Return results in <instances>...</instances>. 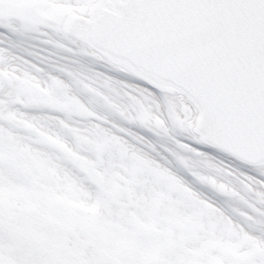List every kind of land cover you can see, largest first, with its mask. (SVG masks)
Returning <instances> with one entry per match:
<instances>
[{
    "label": "snow or ice",
    "instance_id": "obj_1",
    "mask_svg": "<svg viewBox=\"0 0 264 264\" xmlns=\"http://www.w3.org/2000/svg\"><path fill=\"white\" fill-rule=\"evenodd\" d=\"M57 9L80 17L76 35L92 47L94 57L110 58L112 67L90 69L87 83L64 67L56 70L97 97L122 123L90 110L59 76H50L43 88L18 63L37 73L43 68L0 48V264H264V209L256 208L264 203V0H0V44L18 29L37 25L41 13ZM68 19L62 18L61 30ZM112 84L130 90L125 95L136 102L135 112L115 102ZM172 89L185 97L198 131L172 136L171 142L203 160L228 157L223 173L237 177L241 191L193 171L173 149L164 151L196 182L250 210L234 209L240 222L163 167L160 160L170 164L168 156L142 134L167 132L174 119ZM160 100L167 101V120L151 110ZM51 113L97 123L81 129L74 126L77 121ZM176 115L183 121L187 112L176 110ZM145 147L159 160L150 158ZM85 181L95 185L94 196ZM68 190L96 214L53 203ZM106 207L113 208L111 219L104 216ZM210 221L237 233L238 255L194 254L209 239L205 230ZM151 225L164 235L146 231ZM181 226L183 245L176 232ZM170 231L174 245L167 237ZM118 241H125L128 250L116 254ZM155 249L161 251L152 258Z\"/></svg>",
    "mask_w": 264,
    "mask_h": 264
},
{
    "label": "bare ground",
    "instance_id": "obj_2",
    "mask_svg": "<svg viewBox=\"0 0 264 264\" xmlns=\"http://www.w3.org/2000/svg\"><path fill=\"white\" fill-rule=\"evenodd\" d=\"M41 33H46V35H41ZM72 43L65 42L56 37L54 33L45 29L38 30L35 28H29L26 32L19 31L16 35H14L11 40L5 41L3 44H0V48H8L10 51L15 52L17 56H23L25 59L32 60L33 64H38L39 67L43 68L44 71L41 73H37L31 66L25 65L23 63H18V67L21 69L23 73H31L34 76H37L40 80L41 86L46 88L47 85L51 82L50 76L55 77L59 76L62 80L72 85L74 92L79 96L80 100L85 103L86 106L89 107L90 110L107 117L112 120L115 119L117 123H122L118 117H114L113 113L100 106L97 102V97L91 95L90 93L84 91L80 88L76 83H74L67 75L57 71V67H64L67 71L72 72L74 74H78L80 80L85 83L90 81L93 73L90 69H96L98 71H106L111 68L110 65L103 57H98L104 61L103 67L96 66L92 61H88L85 58H90L93 54V50L88 46L80 43L74 37H71ZM59 43L65 45L66 48H59L55 45ZM70 49L71 51H68ZM79 51L87 52L88 57L79 56ZM30 53L37 54L38 57H46L43 62L40 61L39 58H34ZM49 53H54L55 55H49ZM61 57H68L67 60L60 59ZM56 61L57 64L52 66L51 62ZM70 61H77L76 63H71ZM100 64V65H101ZM123 79V77H118ZM94 87H100V84L94 85ZM110 95H112L113 99L116 103L120 104L124 109L128 112H135L137 110V104L132 99L128 98L125 93L130 91L129 89L122 88L119 84L110 85ZM101 91H106L105 88L101 87ZM136 95L135 93L133 94ZM172 105L174 106L173 111V121L169 123L167 132L158 131L157 135H151L148 133H142L144 135H149V139H151L157 145V151L163 153L165 156H168V159L171 161L170 164H166L163 160H160V164L163 167L171 168L173 172H175L178 176L183 177V179L188 183V186L193 188L196 192L201 194L202 199H208L211 202H214L217 207L222 208L226 215L231 216L233 220L240 222V217L236 215L234 209L249 212L250 210L246 209L244 205L235 199H226L223 196L217 195L216 192L212 190L210 186L202 185L201 183L196 182L192 176L188 175L187 171L178 168L176 165V157L168 155L167 152L164 151V148L173 149L179 158L186 159L189 167L197 172L203 174L205 177L215 176L218 180L223 179L224 183H230L236 187L238 191H241L240 185L237 182V177L235 176H226L223 173V168L225 165L229 163V158L224 156L223 154L217 156L215 160H203L199 157L192 156L190 153L181 152L179 149L175 147V145L171 142L170 137L175 136L176 138H180L181 136H177L174 134L175 125H177L176 121V110L181 111L180 104L183 102L182 97L177 93L173 92V95L169 97ZM182 100V101H181ZM167 101L160 100L159 107L156 104H151L152 112H156L158 115L163 114L164 119H168V114L165 110ZM183 104V103H182ZM23 111H32L30 109H20ZM35 115H39L40 113L33 112ZM50 115H61L59 113H51ZM179 117V116H178ZM62 119L71 121H77L74 126L81 129H88L92 124L97 123V121H93L87 118H82L75 114L68 115L62 114ZM108 127V125H105ZM123 127H131L129 124H123ZM58 130V129H57ZM182 131V129H179ZM132 131L138 132L141 131L138 127H132ZM27 136V133H22ZM119 135V133H117ZM184 134V133H183ZM185 135V134H184ZM187 142V141H186ZM25 143H32L31 139H26ZM161 145L163 147H161ZM37 146V145H34ZM138 147H143L142 145ZM143 151L147 153V155L155 160H159V157L155 152L150 151L148 148H143ZM233 167H240L241 171L248 172L249 175H254L248 169L240 166L238 163L233 162ZM42 187H44L42 185ZM59 188V185H57ZM84 187L94 196L96 192L95 185L89 184L87 181L84 182ZM261 192H264V188L260 189ZM75 194L68 190L67 194L58 195L53 203L66 207L68 209L74 211H80L85 213L87 216H94L96 214L95 209H91L86 207L77 197L73 199L72 197ZM171 199H176L175 195L170 197ZM177 206L180 208H184L185 204L177 199ZM256 208L264 209V203H257ZM104 216L111 219L113 216V208L106 207L104 209ZM146 231L153 232L156 231L159 234L160 230L156 225H151L146 228ZM185 229L181 226L176 229V232L179 233L177 240L182 243L185 241V236L183 235ZM171 233V231H170ZM175 233L171 234L174 235ZM205 235L209 237L206 245L201 248L199 251L195 252V255L198 256H211L212 252H210L207 248H211L214 253H219L220 256H236L239 254V245L234 241L240 239L232 229L230 228H221L215 221H210L208 224V228L205 230ZM181 244V243H180ZM174 245V244H171ZM160 250V249H159ZM126 251V249H124ZM122 251L118 250L116 254H120ZM110 254V253H108ZM219 260V257H216Z\"/></svg>",
    "mask_w": 264,
    "mask_h": 264
},
{
    "label": "rangeland",
    "instance_id": "obj_3",
    "mask_svg": "<svg viewBox=\"0 0 264 264\" xmlns=\"http://www.w3.org/2000/svg\"><path fill=\"white\" fill-rule=\"evenodd\" d=\"M83 11H85V10H81V13L82 14H83ZM68 13H75V12H69V11L57 9V10H54L52 12L41 13L40 14V21H39V23L37 25H35L34 27H31V28H35V29H38V30H45V29H47V30L51 31L52 33H54L58 39L63 40L65 42L72 43L73 41H72L71 37L64 35L59 30V25L61 23L62 18L65 15H67ZM39 26H42V28L39 27ZM79 56H81L83 58V57H88L89 55H87V52H85V51H79ZM90 58H91L90 60H92L96 65L101 64V59L100 58L94 57V55H91ZM190 116H191V114L188 117H185V119L183 121H181L180 118L178 116H176V121H177V123L179 125H182V124H186L187 125V128L186 129H183L181 132H179V135L180 136H182L184 134H187L188 133V130H191L192 121L189 118ZM182 133H184V134H182ZM151 233H155V232H151ZM171 234H173V232H171ZM160 235H164V233L159 232V235L158 236H160ZM167 237H168V234H167ZM168 239H169V243H171V244H175L176 243V241L171 240V235L170 234H169ZM180 243H181V245H183L182 242H180ZM128 247L129 246H128V244L125 241H118L117 244H116L115 252H117L118 250H121L123 252L124 249L128 250ZM207 249L210 252L214 253L211 248H207ZM160 251L161 250H159V249H155L153 251V253L151 254L152 255V258H155L156 257V254L159 255V252ZM108 253H110V252H106V254H108Z\"/></svg>",
    "mask_w": 264,
    "mask_h": 264
},
{
    "label": "water",
    "instance_id": "obj_4",
    "mask_svg": "<svg viewBox=\"0 0 264 264\" xmlns=\"http://www.w3.org/2000/svg\"><path fill=\"white\" fill-rule=\"evenodd\" d=\"M89 15L91 16V13H89ZM79 19H80V17H76V16L70 17L66 21V23L64 24V31L67 32V33H69V34H71L72 36L76 37L78 40L82 41L76 35V33L78 31H80L79 24H78ZM108 59H110V58H108ZM172 90H174V89H172ZM172 90H170V91H172ZM185 111L187 112V109H185ZM197 122H199V118H198ZM195 131H198V128L197 127H196Z\"/></svg>",
    "mask_w": 264,
    "mask_h": 264
}]
</instances>
